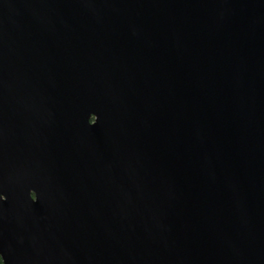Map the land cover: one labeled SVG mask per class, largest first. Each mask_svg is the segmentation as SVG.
I'll use <instances>...</instances> for the list:
<instances>
[{"label": "water", "instance_id": "1", "mask_svg": "<svg viewBox=\"0 0 264 264\" xmlns=\"http://www.w3.org/2000/svg\"><path fill=\"white\" fill-rule=\"evenodd\" d=\"M3 264H264V0H0Z\"/></svg>", "mask_w": 264, "mask_h": 264}, {"label": "trees", "instance_id": "2", "mask_svg": "<svg viewBox=\"0 0 264 264\" xmlns=\"http://www.w3.org/2000/svg\"><path fill=\"white\" fill-rule=\"evenodd\" d=\"M0 264H3V263H2V260H1V257H0Z\"/></svg>", "mask_w": 264, "mask_h": 264}]
</instances>
